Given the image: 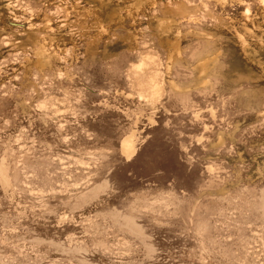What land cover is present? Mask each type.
Segmentation results:
<instances>
[{
    "label": "rangeland",
    "instance_id": "rangeland-1",
    "mask_svg": "<svg viewBox=\"0 0 264 264\" xmlns=\"http://www.w3.org/2000/svg\"><path fill=\"white\" fill-rule=\"evenodd\" d=\"M0 264H264V0H0Z\"/></svg>",
    "mask_w": 264,
    "mask_h": 264
},
{
    "label": "bare ground",
    "instance_id": "bare-ground-1",
    "mask_svg": "<svg viewBox=\"0 0 264 264\" xmlns=\"http://www.w3.org/2000/svg\"><path fill=\"white\" fill-rule=\"evenodd\" d=\"M248 10V9H247ZM204 63H202V68L201 71L202 73L205 72V67H204ZM122 149L124 152H126L127 155L134 153L135 151V145H134V141L131 137H127L124 139L123 143H122Z\"/></svg>",
    "mask_w": 264,
    "mask_h": 264
}]
</instances>
